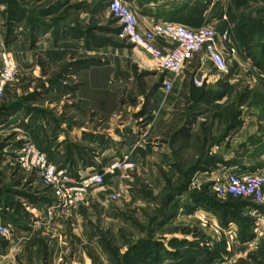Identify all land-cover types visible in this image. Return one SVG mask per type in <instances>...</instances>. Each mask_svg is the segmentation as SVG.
<instances>
[{
	"label": "rangeland",
	"instance_id": "1",
	"mask_svg": "<svg viewBox=\"0 0 264 264\" xmlns=\"http://www.w3.org/2000/svg\"><path fill=\"white\" fill-rule=\"evenodd\" d=\"M68 1L0 0V65L8 52L16 71L0 98V225L7 229L0 233V263L8 257L7 264H264L262 207L225 206L227 197L213 192L225 168L190 156L199 147L186 138L184 149L174 150L183 117L168 110L170 92L153 97L167 72L130 62L125 53L133 45L119 37L106 0H95L80 18L72 11H88L87 1ZM212 1L201 0L199 24L226 29L231 39L228 11L264 17V0ZM202 86L191 88L185 106L218 100V87L211 93ZM73 128H83L85 140L69 136ZM107 129L116 139L114 157L125 154L118 149L129 139L140 145L141 167L123 180L105 179L108 185L76 208H57L51 197L44 203L38 174L20 163L22 149L32 145L57 164L73 155L92 164L96 150L87 143L97 146L100 161L113 157L98 143ZM112 191L119 197L103 204V193Z\"/></svg>",
	"mask_w": 264,
	"mask_h": 264
},
{
	"label": "crops",
	"instance_id": "2",
	"mask_svg": "<svg viewBox=\"0 0 264 264\" xmlns=\"http://www.w3.org/2000/svg\"><path fill=\"white\" fill-rule=\"evenodd\" d=\"M73 1L74 0H70L68 2L71 3ZM79 1L81 0H78V2ZM86 1V6L89 9L88 11L85 9L78 10V8L72 11L76 12L75 14H77L78 17H81L86 12H92V10H94L96 1ZM122 1L136 14L138 26L141 29L149 28L155 20L172 21L173 19H184L182 21L184 25L194 27L185 20H188L187 15L193 11L197 4L201 3V0ZM82 2L84 1L82 0ZM61 7L62 6H60L59 11L62 9ZM202 17H204V15ZM201 21L204 22V18H202ZM67 23H65V25H67ZM70 26H74V24L70 23ZM156 42L164 50H168L171 47L170 44L162 40L157 39ZM231 43L235 47L236 52L232 55L226 54L227 69L224 72H216L209 63H200L197 57H192L187 60L184 69L180 73L174 74V76L171 77L172 82L168 80L169 75L166 73L167 79L164 80L170 81L172 87L166 100L164 101L163 99V101L166 102L169 107L168 110L183 117V120L178 124L173 133L172 140L175 144L173 148L175 151L184 149L182 148L183 145H180V142L182 141L183 143L185 140L184 138H186L187 143L196 142V147H199L198 153L190 154V156L193 158H198L200 156L209 158L213 161L212 164L214 166H221L216 170L225 168V171L264 172V39H253L249 44L250 48L242 47L234 38L231 39ZM130 51L131 53H125V56L133 65L137 66L139 70L145 72L155 70L154 61L140 47L133 45L130 47ZM256 60L262 61V63L256 64ZM196 72L205 75L206 79L203 85L206 87V90H212L213 92L211 93H214L216 92L215 88L218 87V100L214 98L209 102L200 101L194 103L193 106L190 104L185 106L186 97L190 96L191 88H199L195 87L191 82V76ZM161 90L164 91L162 87L160 88V85L153 89V97L157 101L162 100L160 98ZM233 95L236 97L235 101L233 100ZM201 106L207 107L208 111H200ZM210 109L212 111L209 112ZM82 132L83 128H73L68 131V134L69 136L74 135L81 141L85 140L84 137H81L84 134ZM105 132L108 137H103V142L98 140V143H102L101 145L105 147V153H109V155L115 154L117 149L114 151V146L111 144L116 140L113 136L114 133L111 129H107ZM132 141L133 139H129L122 145L123 147L118 150L122 153L128 152L130 158L135 162L136 167H141L139 166V159L141 160L142 158L140 145L137 144V146L136 143L132 144ZM85 144L86 143H83L84 146L81 148H86ZM87 144L96 150V156L93 157L94 159L91 161L92 164L88 162L84 164V161H80L79 163L74 158L76 157L74 155L71 158L68 157L69 159L65 162L57 164L51 160L52 157L46 155L48 159L58 167H65L70 169V171L79 169L82 173L100 171L117 158L112 155L113 157L100 161V156L97 155V146L93 144L90 145V143ZM127 146H131L127 149L129 151L124 149ZM189 148L191 149V147ZM119 155L120 154H117V156ZM144 159L146 160L147 157L145 156ZM211 166L210 163L209 167ZM109 177L111 176L106 175L105 179ZM104 185L108 184L104 183ZM104 185L101 189H104ZM43 190L44 189H42L41 194H44ZM108 193L109 192L103 193L102 198ZM44 198V203H52L49 194L45 193ZM254 204L255 205L243 206L244 212L245 210H247L246 212H257L258 208L262 207V217H264V202ZM31 211L34 210L31 209ZM205 213L208 214L206 210ZM4 250H6V248ZM5 254L8 255V251H5ZM7 258L8 257L2 259L3 263L0 264H7ZM23 261L21 264H23Z\"/></svg>",
	"mask_w": 264,
	"mask_h": 264
},
{
	"label": "built area",
	"instance_id": "3",
	"mask_svg": "<svg viewBox=\"0 0 264 264\" xmlns=\"http://www.w3.org/2000/svg\"><path fill=\"white\" fill-rule=\"evenodd\" d=\"M106 3L110 15L120 26L119 37L145 51L154 61L155 69L161 72L178 74L192 57H197L200 63H209L216 72H224L227 69L226 54L232 55L236 52L227 30L219 32L209 25L188 27L180 22L168 20H155L149 28L141 29L136 14L122 0H106ZM157 39L170 44V49H162L157 44ZM15 72L9 53H2L0 98L5 84L13 79ZM205 79V75L198 72L191 76V82L195 87H201ZM171 87L170 81H162L165 92H169ZM20 163L38 174L42 189L54 199L55 206L62 210L83 204L92 191L104 185L106 175L119 176L123 180L136 167L129 154L125 153L100 171L86 173L79 169L70 171L68 168L55 165L44 152L32 145H26L22 149ZM213 192L220 198L231 196L263 203L264 172L227 170L214 179ZM118 197L119 193L112 191L103 197L102 203L109 204ZM6 231L7 229L0 225V233L4 234Z\"/></svg>",
	"mask_w": 264,
	"mask_h": 264
},
{
	"label": "trees",
	"instance_id": "4",
	"mask_svg": "<svg viewBox=\"0 0 264 264\" xmlns=\"http://www.w3.org/2000/svg\"><path fill=\"white\" fill-rule=\"evenodd\" d=\"M240 5L236 4L234 7L236 9L239 8ZM229 10H232L231 8ZM230 22L234 24L233 29V36L235 40L239 42V44L242 45L244 48H250L249 44L250 42L255 39H264V17H253L249 14L242 15L240 17H237L235 13L232 11H228ZM188 20H185L187 23H189L191 26L197 27L199 26L201 20H202V4L198 3L197 6L193 9L191 13L187 15ZM172 20V19H171ZM176 22H180L184 24L182 19H173ZM172 20V21H173ZM260 26V29H255L254 27ZM261 34L263 36H261ZM256 64H261L262 61L256 60ZM197 89H200L197 88ZM228 201H226L225 206L238 208L240 206L245 205H255L254 202L243 199V198H234L231 196H227Z\"/></svg>",
	"mask_w": 264,
	"mask_h": 264
}]
</instances>
